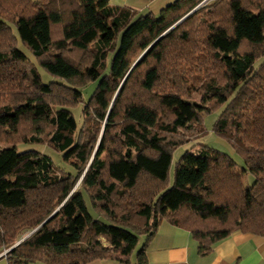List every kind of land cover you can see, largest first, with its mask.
<instances>
[{
    "label": "trees",
    "instance_id": "obj_1",
    "mask_svg": "<svg viewBox=\"0 0 264 264\" xmlns=\"http://www.w3.org/2000/svg\"><path fill=\"white\" fill-rule=\"evenodd\" d=\"M200 2L137 15L109 0H0L7 264H131L134 251V264H147L163 220L189 230L200 256L236 231L264 237V0H219L204 14L198 6L172 27ZM19 42L51 81L42 82ZM215 109L213 131L243 167L195 143L201 118ZM44 139L73 173L39 151L16 150ZM189 143L200 147L182 154L168 187L172 152Z\"/></svg>",
    "mask_w": 264,
    "mask_h": 264
},
{
    "label": "crops",
    "instance_id": "obj_2",
    "mask_svg": "<svg viewBox=\"0 0 264 264\" xmlns=\"http://www.w3.org/2000/svg\"><path fill=\"white\" fill-rule=\"evenodd\" d=\"M109 1L112 5L131 9L137 15H158L176 0ZM145 258L147 264H264V237L236 231L214 244L209 254L200 256L197 241L189 230L163 220L148 242ZM0 264H7L5 257L0 258ZM88 264L119 263L111 259H95Z\"/></svg>",
    "mask_w": 264,
    "mask_h": 264
},
{
    "label": "rangeland",
    "instance_id": "obj_3",
    "mask_svg": "<svg viewBox=\"0 0 264 264\" xmlns=\"http://www.w3.org/2000/svg\"><path fill=\"white\" fill-rule=\"evenodd\" d=\"M218 1L219 0H202V2H200L195 8L197 9L198 6H199V8L202 11L205 10V9H208L210 7L213 8L218 3ZM204 13L205 12L203 11L202 14H204ZM181 19L177 23H175L172 27L177 25L181 21ZM172 27H170V28H172ZM13 32L15 33L14 27H13ZM18 48L25 53V55L31 60L32 63H34V59H33L32 54L20 42L18 43ZM135 53L136 54L133 56V61L138 57L137 56L138 52L136 51ZM72 55H73V57L75 59H78L79 56H80L77 53H74ZM261 60L262 59H259L258 62H260ZM34 65L38 69V71H39V73L41 75V79H42L43 83H47V82L52 80V77L49 76L48 74H46L45 71L42 68L37 66L35 63H34ZM142 69H143V67L141 69H139V70L141 71ZM96 84H97L96 82H90L86 86L81 88V92H82L84 100L89 98V96L93 92L94 88L96 87ZM159 90L160 91H162V90L164 91V85L163 84H161V88ZM65 95H66L65 93L62 94V96H65ZM189 99H192V100H194L196 102H199L198 94L189 95ZM79 110H80V108L75 109V110L72 111L73 116H74V118H75V120H76L78 125H80V122H81L80 121V115H79L80 111ZM220 113H221V109H215V110L211 111L210 113L205 114L201 118V121L199 122L198 126H199L200 129H202L204 131V134L199 138V140L195 141V143H198V144L203 145V146H207L209 148H213V149L218 150L220 152H224V153H226V154L231 156L232 160L235 162V164L237 166L243 167L244 166V162H243L242 158L233 151V149L231 148L230 144L226 140L216 136L214 131H213V126H214L215 122L217 121V119L219 118ZM48 145L49 144H48L47 140L44 139L43 144H33V143H20V144H17L16 145V150L18 152H23V151H26V150L39 151L40 153H43L46 156H48L51 159L53 165L56 166L61 171L65 172V173H73V170H72L71 166H69V165L65 164L64 162H62L59 153L53 151L51 148L48 147ZM4 147H11V146L10 145H3L2 148H4ZM199 147L200 146H197L195 149H193L191 147V144L189 143L188 145H184V146L178 147L177 149H175L172 152L171 164H170V168H169V172H168V181H167L168 187H170L171 184H172L174 170H175V166H176V163H177L178 159L186 151L194 152V150H196ZM253 181H254V177L252 175H250V174H246L245 175L244 183L246 185H251ZM77 184L75 186L76 189L79 188V183H77ZM84 200H85L87 209L89 210L91 215L95 216V213L93 212V210H92V208L90 206V202H89V199H88L86 194L84 195ZM25 236H26V234L21 236L17 240L16 244H18L19 243L18 241L21 240L22 238H24ZM142 241H143L142 238L139 239V245L142 243ZM137 248H138V246H137ZM137 248H136V250H137ZM135 255H136V251H134V253L131 256V263L135 262Z\"/></svg>",
    "mask_w": 264,
    "mask_h": 264
},
{
    "label": "water",
    "instance_id": "obj_4",
    "mask_svg": "<svg viewBox=\"0 0 264 264\" xmlns=\"http://www.w3.org/2000/svg\"><path fill=\"white\" fill-rule=\"evenodd\" d=\"M196 10V8H194L193 10H191L189 13H187L181 20H183L184 18H186L188 15H190L191 13H193ZM137 62V61H136ZM135 62V63H136ZM134 63V65H135Z\"/></svg>",
    "mask_w": 264,
    "mask_h": 264
}]
</instances>
